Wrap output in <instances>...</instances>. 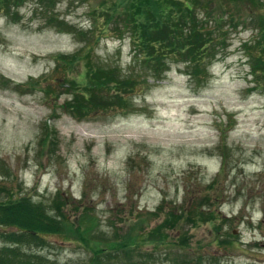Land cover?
<instances>
[{"label":"rangeland","instance_id":"1","mask_svg":"<svg viewBox=\"0 0 264 264\" xmlns=\"http://www.w3.org/2000/svg\"><path fill=\"white\" fill-rule=\"evenodd\" d=\"M214 1L234 16L247 14L243 1ZM52 2L46 9L16 0L8 15L0 11V200L4 188L60 204L66 193V214L89 206L96 230L134 238L133 257L146 250L156 264L170 263L164 250L167 258L181 250L199 254L200 264H264V82L253 85L241 48L256 26L212 33L217 53L205 78L194 82L182 63L173 62L161 79L136 77L127 102L77 117L65 103L82 88L89 57L75 53L85 45L98 64L125 68L129 32L120 21L106 25L101 17L99 8L114 0ZM92 19L96 28L89 26ZM55 54L75 55L63 68ZM67 75L71 85H59L56 77L68 81ZM205 196L217 198L209 205L214 222L183 217L174 228L161 227L157 240H144L161 219L150 210L161 203L185 216L189 200ZM42 236V246L21 247L60 264L89 259V244L77 237L56 231Z\"/></svg>","mask_w":264,"mask_h":264},{"label":"trees","instance_id":"2","mask_svg":"<svg viewBox=\"0 0 264 264\" xmlns=\"http://www.w3.org/2000/svg\"><path fill=\"white\" fill-rule=\"evenodd\" d=\"M14 1L16 0H0L2 14L8 15ZM213 1L114 0L113 6L107 4L104 7L101 6L99 8L102 11L101 17L106 25L112 23L113 26H117L115 23L120 21L122 28L125 30L127 28L131 56L127 66L121 69L114 64H98L97 58L87 50L85 45L81 47L75 54L79 55V59L83 54L89 57L83 60L84 81L82 88L73 92L67 100L65 108L77 117H80L79 114L83 112L114 109L110 107L127 102L128 96L132 94L136 77L142 78L143 82L147 78L161 79L168 65L173 62L182 63L190 80L195 82L205 78L206 67L217 53L214 46L218 37H213L212 33H222V31L225 33L228 28L237 27L239 24L256 26L255 34L250 40L243 41L241 48L245 51L250 66L249 72L252 74L253 85L264 82V12L258 10L264 7L263 1L240 0L245 3L243 6L247 14L239 13L237 16L226 12L223 5L216 3L215 5L222 7L215 8L216 12H213L215 6ZM33 2L36 7L46 9L53 7L52 0H33ZM16 4L15 2L14 5ZM121 7H123L121 14L112 16ZM223 24H225L224 27ZM89 26L96 28L94 19ZM88 33H93V30H89ZM92 35L90 34V37ZM90 37L85 38L84 42ZM223 47H225L224 43L220 49L223 50ZM73 55L67 54L63 57L55 54L56 66L61 64L65 68L70 65L74 60ZM59 78L62 81L59 85L65 87L71 85L72 77L68 76V81H63L62 76L56 77V79ZM29 80L34 81V78L30 77ZM29 80L27 82H30ZM222 163L223 161L221 166ZM4 189L6 196L0 200V237L5 240V243L0 246V264H60L41 253L27 251L21 247L24 243L42 246L41 237L46 231H56L66 236L77 237L81 243L87 246L89 244L91 251L89 250V259L86 263L65 264H146V258L149 264H156L153 263L151 252L146 250L137 252L140 257H133V244H137L134 238L122 240L124 234L118 239L112 233L106 234L96 230L97 221L95 216L87 211L89 206L81 205L79 208L76 205L75 215L66 214L64 209L68 202L66 193L60 204L59 201L53 203L51 199L47 202L37 201L28 194L11 195L7 192V188ZM59 192L60 190H57L56 197ZM216 199L205 196L194 203H192L193 199H190V208L186 209L185 216H183V210L176 209V206L164 209V204L160 203L154 208L155 210L150 211L161 219H158L156 224L148 230L144 240H157L160 234L164 233L161 227L164 230L174 228L183 217L186 218L185 222L213 221L216 215L209 205ZM3 226H11L13 229L5 230ZM227 239L230 240L226 237ZM162 253L165 259L170 261L169 264H200L199 254L192 256L181 250L177 255L167 258V251L164 250ZM174 256L177 257V263L173 260Z\"/></svg>","mask_w":264,"mask_h":264}]
</instances>
